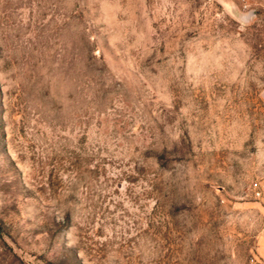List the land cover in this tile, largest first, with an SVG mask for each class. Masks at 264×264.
Instances as JSON below:
<instances>
[{
	"label": "rangeland",
	"instance_id": "1",
	"mask_svg": "<svg viewBox=\"0 0 264 264\" xmlns=\"http://www.w3.org/2000/svg\"><path fill=\"white\" fill-rule=\"evenodd\" d=\"M264 0H0V264H264Z\"/></svg>",
	"mask_w": 264,
	"mask_h": 264
},
{
	"label": "built area",
	"instance_id": "2",
	"mask_svg": "<svg viewBox=\"0 0 264 264\" xmlns=\"http://www.w3.org/2000/svg\"><path fill=\"white\" fill-rule=\"evenodd\" d=\"M249 190L264 206V183L260 180H255L249 185Z\"/></svg>",
	"mask_w": 264,
	"mask_h": 264
}]
</instances>
